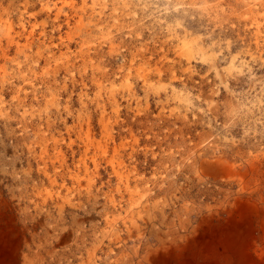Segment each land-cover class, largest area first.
<instances>
[{"label": "clouds", "instance_id": "clouds-1", "mask_svg": "<svg viewBox=\"0 0 264 264\" xmlns=\"http://www.w3.org/2000/svg\"><path fill=\"white\" fill-rule=\"evenodd\" d=\"M37 2L0 28V134L35 177L0 192L20 264H44L29 214L85 193L99 219L75 264H156L194 215L264 207V0ZM123 109L146 127L117 142ZM96 112L98 139L84 127Z\"/></svg>", "mask_w": 264, "mask_h": 264}, {"label": "bare ground", "instance_id": "bare-ground-1", "mask_svg": "<svg viewBox=\"0 0 264 264\" xmlns=\"http://www.w3.org/2000/svg\"><path fill=\"white\" fill-rule=\"evenodd\" d=\"M39 7L37 0H0V28L5 20L18 25L27 18V13ZM37 19H44V14ZM123 114L127 116L123 118ZM121 117L123 125L115 126L117 142L130 135L124 129L139 133L146 127L126 109L121 111ZM100 118L94 113L84 126L97 139L102 131ZM72 122L69 118L68 123ZM15 144L11 137L0 134V192L11 189L18 193L26 180L31 184L35 179L27 173L28 161ZM79 204V207L66 205L63 209L45 206L29 214L26 230L44 244L40 252L44 264H69V261L75 264L73 241L78 239V232L84 234L81 229L89 228L99 219L100 211L96 197L87 193L79 197ZM190 220L194 234L181 249L159 255L156 264H264V207H219L194 215ZM167 223L165 219L164 224ZM23 238L24 233L14 224L12 208L0 210V264H20Z\"/></svg>", "mask_w": 264, "mask_h": 264}, {"label": "rangeland", "instance_id": "rangeland-1", "mask_svg": "<svg viewBox=\"0 0 264 264\" xmlns=\"http://www.w3.org/2000/svg\"><path fill=\"white\" fill-rule=\"evenodd\" d=\"M51 27H52V23H51V21H49V23H48L49 30L51 29ZM126 116H127L126 114H123V118H125ZM132 116H133V114H132ZM99 117H100V114L98 112H96V118L98 119Z\"/></svg>", "mask_w": 264, "mask_h": 264}]
</instances>
